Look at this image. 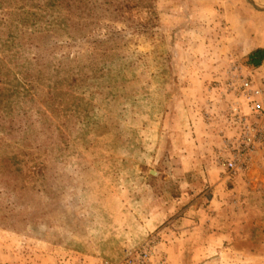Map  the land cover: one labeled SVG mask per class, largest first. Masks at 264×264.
Returning a JSON list of instances; mask_svg holds the SVG:
<instances>
[{"label": "rangeland", "instance_id": "rangeland-1", "mask_svg": "<svg viewBox=\"0 0 264 264\" xmlns=\"http://www.w3.org/2000/svg\"><path fill=\"white\" fill-rule=\"evenodd\" d=\"M262 47L264 0H0V264H264Z\"/></svg>", "mask_w": 264, "mask_h": 264}, {"label": "built area", "instance_id": "built-area-1", "mask_svg": "<svg viewBox=\"0 0 264 264\" xmlns=\"http://www.w3.org/2000/svg\"><path fill=\"white\" fill-rule=\"evenodd\" d=\"M243 87L246 88L249 92V96L253 99H257V98H262L261 97V93L262 91L259 88H255V86H253V84H251L250 82L246 81L243 84ZM253 110L257 113V114H261L262 112H264V103L262 100H256V102L253 104ZM248 145H252V142L249 141ZM230 166H232V164H230Z\"/></svg>", "mask_w": 264, "mask_h": 264}, {"label": "trees", "instance_id": "trees-1", "mask_svg": "<svg viewBox=\"0 0 264 264\" xmlns=\"http://www.w3.org/2000/svg\"><path fill=\"white\" fill-rule=\"evenodd\" d=\"M264 62V47L258 48L248 56V65L259 68Z\"/></svg>", "mask_w": 264, "mask_h": 264}]
</instances>
